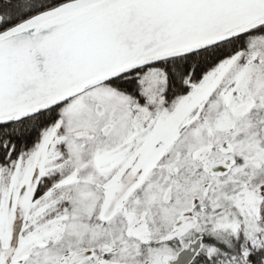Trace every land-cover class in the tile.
<instances>
[{
    "label": "snow or ice",
    "instance_id": "snow-or-ice-1",
    "mask_svg": "<svg viewBox=\"0 0 264 264\" xmlns=\"http://www.w3.org/2000/svg\"><path fill=\"white\" fill-rule=\"evenodd\" d=\"M0 264H264V0H0Z\"/></svg>",
    "mask_w": 264,
    "mask_h": 264
}]
</instances>
